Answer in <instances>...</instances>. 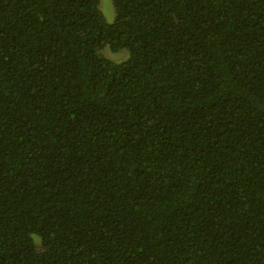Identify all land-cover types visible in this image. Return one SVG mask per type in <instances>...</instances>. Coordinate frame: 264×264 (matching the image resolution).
I'll return each mask as SVG.
<instances>
[{"label": "trees", "instance_id": "obj_1", "mask_svg": "<svg viewBox=\"0 0 264 264\" xmlns=\"http://www.w3.org/2000/svg\"><path fill=\"white\" fill-rule=\"evenodd\" d=\"M111 1L0 0V264H264V0Z\"/></svg>", "mask_w": 264, "mask_h": 264}, {"label": "rangeland", "instance_id": "obj_2", "mask_svg": "<svg viewBox=\"0 0 264 264\" xmlns=\"http://www.w3.org/2000/svg\"><path fill=\"white\" fill-rule=\"evenodd\" d=\"M101 10L104 14V16L106 17L108 22H113V19L115 18V10L112 4L111 0H102V4H101ZM102 54L106 57V58H110L111 60H113L114 62H120V61H124L127 58V54L124 53H112L109 50H104L102 52Z\"/></svg>", "mask_w": 264, "mask_h": 264}]
</instances>
